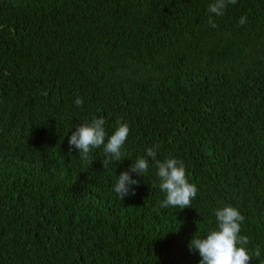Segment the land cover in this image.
Segmentation results:
<instances>
[{
	"label": "trees",
	"instance_id": "obj_1",
	"mask_svg": "<svg viewBox=\"0 0 264 264\" xmlns=\"http://www.w3.org/2000/svg\"><path fill=\"white\" fill-rule=\"evenodd\" d=\"M214 2L0 0V264H199L229 205L264 264V0ZM98 117L130 127L106 168L68 144ZM149 148L183 162L192 207H161L151 158L113 191Z\"/></svg>",
	"mask_w": 264,
	"mask_h": 264
},
{
	"label": "clouds",
	"instance_id": "obj_2",
	"mask_svg": "<svg viewBox=\"0 0 264 264\" xmlns=\"http://www.w3.org/2000/svg\"><path fill=\"white\" fill-rule=\"evenodd\" d=\"M237 0H215L208 5V11L216 16H222L229 4L235 5ZM247 18L241 17L239 24L246 23ZM209 24L215 28L217 24L209 16ZM74 104L82 107L83 100L76 98ZM106 119L104 117L93 118L91 122H85L72 132L68 144L70 149L74 147L81 159H88L93 148L99 149L103 146L105 159L102 161L106 168L110 163L120 162L122 148L130 133L127 123H120L114 133L108 136L105 129ZM155 148L146 150L147 158H138L128 170L122 171L117 177L113 191L123 200L128 195H135L133 185L139 181L132 178V173L142 177L149 169V159L154 162L157 168V176L160 183L159 188L166 194V199L161 207L169 206L184 209L192 207V200L197 196V186L189 182L186 175V168L182 161L176 158H168L163 161L156 159ZM215 211L217 228L209 231L206 238L194 234L189 242V249L199 252L201 260L199 264H250L253 255L259 257L260 251L256 249L250 252L245 245L248 244V237L241 236V223L245 217L241 212L231 205L218 208Z\"/></svg>",
	"mask_w": 264,
	"mask_h": 264
}]
</instances>
